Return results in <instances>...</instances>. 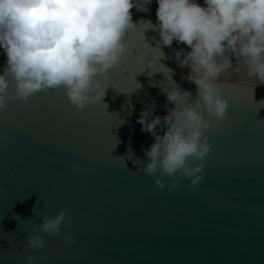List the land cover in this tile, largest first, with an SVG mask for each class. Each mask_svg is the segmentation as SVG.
I'll return each mask as SVG.
<instances>
[{"label": "water", "instance_id": "95a60500", "mask_svg": "<svg viewBox=\"0 0 264 264\" xmlns=\"http://www.w3.org/2000/svg\"><path fill=\"white\" fill-rule=\"evenodd\" d=\"M157 6L130 9L134 28L121 61L101 77L108 87L100 101L79 108L59 87L0 108V264H27L29 254L36 264H264V84L253 86L242 59L232 56L216 81L228 106L206 132L198 185L181 178L169 193L167 176L164 188L155 184L159 169L142 171L154 137L141 131V110L163 117L176 88L191 91L192 102L198 97L190 68L176 58L189 49L163 45ZM157 46L164 55L156 67L167 72L144 63ZM5 61L0 50V71ZM60 211V234L41 231L44 249H33V225ZM69 232L75 242L64 239ZM50 248L56 253L47 255Z\"/></svg>", "mask_w": 264, "mask_h": 264}, {"label": "clouds", "instance_id": "9594fccd", "mask_svg": "<svg viewBox=\"0 0 264 264\" xmlns=\"http://www.w3.org/2000/svg\"><path fill=\"white\" fill-rule=\"evenodd\" d=\"M152 0H0V50L6 57L0 71V108L9 98L27 100L37 91L63 87L69 102L79 108L100 101L108 84L101 79L125 54V33L134 28L130 9L150 11ZM156 17L163 45L173 40L189 50H176L187 79L198 88H176L166 98L174 104L163 117L141 110V131L154 137L144 149L148 161L142 171L153 174L155 184L171 193L178 180L190 178L195 188L202 179L210 151L207 130L214 119L226 116L228 102L216 83L232 66L231 57L242 59L249 77L264 84V0H156ZM147 27H154L148 22ZM144 63L153 72L164 55L159 46L149 48ZM150 56V58H148ZM151 75V72L149 73ZM207 113V117L203 113ZM159 126V128H158ZM162 133V134H161ZM199 161V163H194ZM28 237L33 249H44V237L59 235L65 212L41 217ZM64 239L75 242L72 233ZM43 254L41 259H43ZM27 264H36L29 254Z\"/></svg>", "mask_w": 264, "mask_h": 264}, {"label": "snow or ice", "instance_id": "6c2138e0", "mask_svg": "<svg viewBox=\"0 0 264 264\" xmlns=\"http://www.w3.org/2000/svg\"><path fill=\"white\" fill-rule=\"evenodd\" d=\"M140 36L142 37V41H141L142 45H146V44L144 43L143 30H142V32L140 33ZM133 49H135L136 51L133 52ZM140 53H141V48H140V47H136V46H134V47L129 51V55H130L131 57H133V58L138 57V56L140 55ZM143 68H144V67H143ZM125 71L128 72V70L125 69V70L123 71V73H124ZM141 71H143V69H142ZM141 71H139V72H141ZM164 71L167 72V70H164ZM123 73H122V74H123ZM128 75H129V72H128ZM134 80H135V74H134ZM135 83H136V81H135ZM136 85H137V87H139V85H138L137 83H136ZM221 86H222V85H221ZM243 86L252 88L250 85H246V84H243ZM55 253H56V250H55V249H51V248H50V249L47 250V255H53V254H55Z\"/></svg>", "mask_w": 264, "mask_h": 264}]
</instances>
